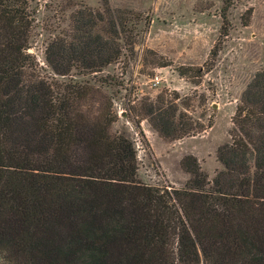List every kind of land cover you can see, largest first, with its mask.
<instances>
[{"label": "trees", "instance_id": "obj_1", "mask_svg": "<svg viewBox=\"0 0 264 264\" xmlns=\"http://www.w3.org/2000/svg\"><path fill=\"white\" fill-rule=\"evenodd\" d=\"M28 2L0 0L3 263L264 264V68L237 99L230 140L215 150L220 168L210 181L185 154L179 160L188 174L182 187L144 184L137 179L132 140L112 130L117 115L111 98L99 87L34 73ZM230 4L223 1L210 56L227 35ZM101 5L80 4L46 43L44 60L55 75L97 73L123 50L132 56L139 15L111 8L107 0ZM146 52L154 66L170 64ZM189 69L180 67L178 74L185 77ZM176 99L143 97L131 107V121L137 126L145 119L165 141L211 126L210 119L204 124L178 110Z\"/></svg>", "mask_w": 264, "mask_h": 264}, {"label": "rangeland", "instance_id": "obj_2", "mask_svg": "<svg viewBox=\"0 0 264 264\" xmlns=\"http://www.w3.org/2000/svg\"><path fill=\"white\" fill-rule=\"evenodd\" d=\"M224 0H107L111 8L138 14L133 54L120 56L97 73L55 75L44 60L49 39L66 28L68 17L80 4L101 10V0H29L32 23L27 52L34 73L49 81H70L101 88L112 100L117 120L112 130H123L132 140L137 179L148 185L182 187L188 174L179 166L185 154L193 155L210 181L220 168L216 148L229 142L230 118L237 99L251 76L264 68V0H231L225 11L227 35L215 57L209 52L219 36ZM245 20V24L242 21ZM170 62L154 66L146 50ZM212 62L211 68L205 72ZM190 68L180 76L178 68ZM202 68L199 75L194 68ZM101 81V83L99 82ZM178 96V110L212 124L201 133L165 141L145 119L136 126L131 107L143 97ZM189 100V105L181 103ZM0 264H4L0 258Z\"/></svg>", "mask_w": 264, "mask_h": 264}]
</instances>
